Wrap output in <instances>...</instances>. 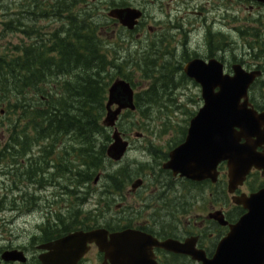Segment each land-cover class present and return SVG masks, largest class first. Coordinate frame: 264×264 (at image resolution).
Listing matches in <instances>:
<instances>
[{
	"label": "flooded vegetation",
	"instance_id": "flooded-vegetation-1",
	"mask_svg": "<svg viewBox=\"0 0 264 264\" xmlns=\"http://www.w3.org/2000/svg\"><path fill=\"white\" fill-rule=\"evenodd\" d=\"M86 1L89 0H81L80 3H82L83 7L79 9V13L88 9L89 6L83 3ZM99 1L102 0H92L93 3ZM246 1L252 3L253 6L250 7L251 10H254L257 6H264V3L257 0ZM33 3L35 4L34 9L29 10V8H27L28 6L25 4L19 13L7 12L5 16L11 17L10 14L12 13L13 15L18 14V17L31 18L28 25L20 23L21 32L28 40V42H23L22 49L28 51L29 55L35 54L38 51L39 53L43 52V54H45L43 56H47V58L53 60L52 62L48 61L45 63L46 68L43 71L47 73L43 75L42 80H70L75 76V70H72L74 65H72L71 62L60 63L62 59V57H60V48L65 47V40L70 50L75 47L76 17L74 9L81 5L79 4L76 6V0H54L50 3L46 0L45 2L43 0H35ZM127 8L135 9L142 13V17L138 20V24L133 30L123 26L120 20L110 16V13L114 10ZM136 8L137 7L131 5H125L124 3L111 7L106 19L107 23L101 24L100 30H104L106 35L111 32L113 34L111 38L112 43L117 44V46H129L134 44V39L142 41L144 34L141 33V30L145 32V30L148 29V41H150L148 47L150 50L151 47H154L156 50V47L162 45L160 44L162 41V37H160L161 29L148 24L152 20L151 16H148L144 9ZM227 8L229 7L225 6L224 9ZM229 14L230 10L227 9L223 14L225 20L229 19ZM38 18L44 19L39 21L37 20ZM154 21L155 20H153V22ZM11 23L12 22L6 24L10 25ZM38 23H42L43 26L40 27ZM174 26V28L183 31V27H178L175 24ZM227 26L229 27L228 24ZM11 28L12 27L8 26L9 30ZM241 34L244 35L242 38L244 39V43L242 47L238 48L235 46L228 31H215L214 27L210 26L202 36V45L198 46L193 55L187 43L180 45L181 50L177 47V53L179 54V51L182 50L183 53H185L183 55L185 62L184 67L194 60H199L204 65L216 63L218 66V64H221L224 67L225 74L230 76H234L233 69L235 66H241L243 70L249 72L261 71L262 75L260 78H257L250 87L249 98L255 109L262 112L264 106L255 99L264 96V42L261 38L254 36L252 41H247L248 38L245 36V31H241ZM167 44H170V39H167L165 45ZM115 51L114 49V52ZM108 54L109 53L103 54L105 60H107ZM166 54L173 55L170 51H167ZM117 55L118 53L112 56L113 58L116 57L113 59L114 62L118 59L119 61L127 60L125 54L119 53L120 58L117 57ZM172 60L179 61L178 59L175 60L173 57ZM249 60H252L251 62L254 61L256 64L253 68L247 70L245 65L249 64ZM130 64L133 63L130 62ZM50 65L52 68H50ZM137 65L139 69L144 68L139 64ZM109 66H111L110 71H108L107 68H105V71L109 72V74H112L111 70L115 72L111 77L113 82L123 80L132 86L135 93V112L139 111L144 113V111H151V97L155 91L153 89L155 83L151 85L150 82L149 88L146 91L137 93L135 85L129 79V75L123 72L120 65L118 67V65L111 62ZM148 67H151V60L148 62ZM115 69L118 71L116 72ZM179 77L181 81H186L188 84L193 83V85H195L198 92L196 94L203 106V85L191 81V78L185 74L184 68L183 73L180 74ZM145 78L147 79L146 75ZM158 78L163 79V81H176L175 75L171 76L169 74H156L153 76L152 81ZM176 88V86L172 88L173 93H176ZM164 90L165 89H161V93ZM214 91L217 94L219 87L216 86ZM117 108L118 105L113 106V110ZM129 112L132 111L129 109L123 110L121 116L123 117ZM188 130V127L181 130L183 134L182 137L176 138L168 145H160V147H158L151 143V149H146L151 154V165L148 168L151 173H145V178L134 180L137 176H132V171L123 168L114 173L106 174L108 184L105 189H107V192L115 194L116 196L110 197V199H108L109 201L105 198L102 199L100 207L92 213L93 215L89 213L87 216H84L83 208L81 209L79 207L78 211L81 213L79 218L67 216L57 218L56 215L48 219L47 222L40 226L39 235L34 236L29 247H8L5 251L0 253V264H43L41 257L47 252L41 250L40 247L57 242L77 232L90 233L94 231L106 232L100 234L99 243L101 246L96 241L88 244L87 252L76 264H112L108 253L102 250L101 247L110 250L114 246V243H112V235L125 232L142 233L151 236L152 239L159 243H164L168 240H174L180 244L191 242L196 251L204 252L209 259L213 258L219 243L230 232V226L237 224L247 213V210L243 206L235 203L234 198H239L243 195L250 196L264 189V170H259L254 167L247 176L244 184L240 186L234 194L229 193L228 169L225 163L218 167L217 171L219 172V177L217 182L211 179L194 181L186 177H181L180 175L176 176L173 171L166 169L165 166L170 162L172 153L187 141ZM121 134L123 135L124 141L128 143V149L124 158L118 162L107 158L108 162L114 164V166L121 164L127 157V154L135 148V141H141L143 138L138 137V134L134 135V138L127 137L123 132ZM111 142L113 143V139L106 143L107 146H109ZM258 150L264 153V145ZM145 169L146 168H144V170ZM97 177L98 176L93 180L96 183L98 182ZM71 178H73L75 182V176H71ZM53 183H55L54 180ZM129 184H131V186L128 194L125 198L119 199L118 194H123ZM84 188L85 193L83 194H90L86 186ZM88 200L83 204H87ZM134 201L136 202L134 206L127 203ZM114 207L118 209L116 214L113 211ZM67 210L68 214L71 213V210L75 214L76 203L69 201L67 203ZM59 213L61 212L59 211ZM223 222L225 224H223ZM53 231L57 233H53ZM136 238L135 235L130 242H122L121 246L136 247L140 245L150 247V244L146 241L136 242ZM13 251L23 252L25 261L4 262L2 259L3 254ZM152 252L154 261L157 264H202L201 262L195 261L189 255L176 254L158 247H153ZM67 262L69 261L67 260Z\"/></svg>",
	"mask_w": 264,
	"mask_h": 264
},
{
	"label": "rangeland",
	"instance_id": "rangeland-1",
	"mask_svg": "<svg viewBox=\"0 0 264 264\" xmlns=\"http://www.w3.org/2000/svg\"><path fill=\"white\" fill-rule=\"evenodd\" d=\"M34 1L0 0V56H16L20 52L16 47H22L23 42H28L21 32V24L25 23L28 25L31 18L18 17V14L13 15L12 13H19L25 4L29 10L34 9ZM43 1L45 2V0ZM46 1L50 3L54 0ZM83 3L89 6L85 14L93 18L91 23L97 26V29H94V31H97L99 36H101V43L99 45L102 53H109L105 62V68L108 71L111 69V66H109L111 62L118 65V67L120 65L123 72L129 75V79L135 85L137 93L146 91L149 88L150 82L153 85L157 81H152L153 76L156 74L163 72L169 74L173 72L177 77L176 81H166L161 85V89L166 86L168 88L176 86V93L169 96V89L161 93L160 88L153 92L151 111H144V113L138 111L133 115L126 113L120 118L118 128L121 133H125L130 138H134V135L139 134L138 137L143 138L141 141H135V148L139 149H132L121 164L114 166V164L107 162L106 166L97 174V183L92 181L93 183L90 185L86 184L81 188L79 187L82 193H85V186L87 191L90 192L88 194V203L80 205V208H83L84 216H87L100 207L102 199L105 198L109 201L110 197L116 196L105 189L108 184L106 174L114 173L123 168L132 171V176H137L134 180L145 178V173H151L148 170L151 165V154L146 149H151V143L160 147V145H168L176 138L182 137L181 130L189 128L191 119L202 106L201 100L196 94L198 92L195 85L193 83L186 84L180 82L179 75L183 73L185 64L183 55L185 53L182 50L178 54L177 47L181 50L180 45L187 43L193 55L198 46L202 45V36L210 26H213L215 31H228L235 46L238 48L242 47L244 43V39H242L244 35L241 34V31H245V36L248 38L247 41H252L254 37H257L261 38L264 42V6H257L254 10H251L250 7L253 5L246 0H102L97 3L89 0ZM122 3L144 9L152 19L151 22L148 23L147 21V23L161 29L160 37H162V41L160 44L162 45L156 47V50L159 52L154 47H151V50L148 47L150 42L148 41V29L145 32L141 30V33L144 34L142 41L134 39V44L129 46H117V44L112 43L111 38L113 34L111 32L106 35L104 30H100L101 24L107 23L106 19L111 7ZM80 5V7L74 9L75 13L80 12L79 9L83 7L82 3ZM225 6H228L229 8L227 9L230 10V17L227 20L224 19L223 15L227 10L224 9ZM7 12H12L10 14L11 17L5 16ZM81 17L84 18V16ZM43 19L38 18L37 20L42 21ZM153 20L155 21L153 22ZM9 22L12 23L8 25ZM174 24L178 27H183V31L174 28ZM5 25L7 28L8 26L12 27L13 31H7ZM38 25L40 27L43 26L42 23H38ZM167 39H170V44L165 45ZM114 49L116 50L115 52ZM167 51H170L173 55H167ZM117 53V57H119V53L125 54L127 60L119 61L118 59L114 62L113 59L116 57L113 58L112 56ZM172 57L179 61H173ZM150 60L151 67H148ZM251 61L249 60V64L245 65L247 70H250L256 64L254 61ZM130 62L133 64H130ZM137 64L144 68L139 69ZM115 70L116 72L118 71L117 69ZM111 73L109 74L110 78L115 72L111 70ZM144 74L147 76V79ZM64 80H61V85L65 83L63 82ZM53 82L49 81L47 84H43L44 89H49ZM74 82L75 78L73 77L70 83ZM105 83H108V81ZM110 83L112 84L113 81L111 80ZM52 87L56 88L55 86ZM57 89L59 93L64 92V88H61V86ZM255 100L264 106V96ZM11 103H13L12 100L10 101ZM2 106L6 109L5 104ZM2 111L4 110L1 108L0 143L3 144V147L10 141L11 132L9 129L15 116H10L5 111ZM106 114L103 121L106 118ZM109 132L113 136L114 131ZM50 141H53L55 147L50 152L52 154L49 157L46 156L48 166H44L46 167L44 173L46 181L43 182L47 186L46 188L42 187V185H32L33 181L28 180V173H26V169L23 166L24 170L18 167L13 168V164H16V161L11 159V155L5 160H0V198L5 194L3 191L5 188L8 189L9 194V197L4 202V206L0 208V253L8 247H29L34 236L39 235L40 226L47 222L48 219L59 214V211L61 213L67 212V203L74 201V195L66 192L65 187L69 188V185H72V189H75L74 186L76 187L78 180L76 179L74 182V179L70 180L66 174L63 173L64 175H61L56 167L58 165L57 162H61L64 167L67 165L71 167L72 165L68 164L69 161L76 163L80 160L82 155L80 151L81 147L74 138H65L61 141L49 140L46 142ZM33 149L35 154L40 151L36 147H33ZM60 156L62 158L58 159ZM21 158L19 156L18 159L21 160ZM49 158L54 161H48ZM26 160H30V158L28 157ZM26 160H24V163ZM144 168L146 169L144 170ZM72 169L74 170L75 168L72 166ZM51 178L54 179L55 183L50 181ZM130 186L131 184L126 187L123 194H118L119 199L126 197ZM16 188L19 189L14 192ZM30 201L36 202V204L30 205ZM127 203L134 206L136 202ZM117 210L114 207L113 211L115 214Z\"/></svg>",
	"mask_w": 264,
	"mask_h": 264
},
{
	"label": "water",
	"instance_id": "water-1",
	"mask_svg": "<svg viewBox=\"0 0 264 264\" xmlns=\"http://www.w3.org/2000/svg\"><path fill=\"white\" fill-rule=\"evenodd\" d=\"M257 1L264 3V0ZM110 16L133 30L142 13L127 8L114 10ZM233 70L234 76L224 75L221 64L204 65L199 60L185 67L186 74L204 87V106L191 121L187 141L172 153L170 162L165 166L176 176L217 182L218 166L227 162L231 194L243 185L252 168L264 170V153L258 151L264 145V111H257L249 101L250 87L262 72L248 73L241 66H235ZM216 86L219 87L217 94L214 91ZM114 105H118L115 111L112 109ZM125 109H136L134 91L129 83L119 80L109 90L104 125L115 127ZM127 149L128 143L116 129L108 157L118 162L124 158ZM234 201L243 206L247 213L237 224L230 226V232L219 243L213 258L209 259L204 252L196 251L191 242L180 244L168 240L159 243L151 236L134 232L112 235L113 248L101 249L108 253L112 264H157L153 247L189 255L202 264H264V189L250 197L243 195L234 198ZM102 233L106 232H77L40 247L47 252L41 257L43 264H76L87 252L88 244L96 241L101 246L99 237ZM134 234L136 242L146 241L150 247L121 246L122 242H130ZM2 259L4 262L25 261L24 253L20 251L5 252Z\"/></svg>",
	"mask_w": 264,
	"mask_h": 264
},
{
	"label": "trees",
	"instance_id": "trees-1",
	"mask_svg": "<svg viewBox=\"0 0 264 264\" xmlns=\"http://www.w3.org/2000/svg\"><path fill=\"white\" fill-rule=\"evenodd\" d=\"M80 2L81 0H76V6ZM85 12L86 10L82 14L75 13L74 49L68 48L66 40L65 47L60 48L62 52L60 63L71 62L74 65L72 68L75 70L74 83H70L72 78L64 80L65 83L62 85L61 80H54L49 89H44L43 84L49 82L42 80L43 75L47 73L43 71L46 68L45 63L53 60L43 56L45 55L43 52L38 51L29 55L22 47H16L20 50L16 56H0V110L2 108L6 114L15 116L10 124V141L3 147L0 143V160H5L11 155V159L16 161L13 168L24 170L23 166L28 173V180L46 188L47 186L43 184L46 181L44 173L48 166L46 156L49 157L55 147L53 141H46L74 138L81 147V159L76 163L68 162L75 168L74 170L72 166L64 167L61 162H57L56 169L61 175L66 174L70 180L71 176H75L78 180L74 191L65 187L66 192L72 193L75 197L73 201L76 203L75 214L72 210L68 214L67 210L65 213L57 214V218L80 217L79 207L88 199V195L81 193L80 188L91 183L108 162L106 143L111 140L109 130L102 124L111 78L109 72L105 71L106 60L99 45L100 36L94 31L97 26L91 23L93 18L87 16ZM5 28L7 31H13L7 26ZM165 73L161 75H168ZM169 75L173 76L174 73ZM107 81L108 83H105ZM165 82L158 78L153 89H161ZM60 86L64 88L62 93L57 89ZM11 100L13 103L10 104ZM3 104L6 109L3 108ZM33 147L39 148L40 151L35 154ZM19 156L22 157L21 160L18 159ZM28 157L30 160H26ZM61 158L62 156L58 159ZM48 161L54 160L49 158ZM53 180L50 179L51 182ZM18 189L16 188L14 192ZM7 190V188L3 190L5 194L0 198V208L9 197ZM29 204L33 205L36 202L30 201Z\"/></svg>",
	"mask_w": 264,
	"mask_h": 264
}]
</instances>
